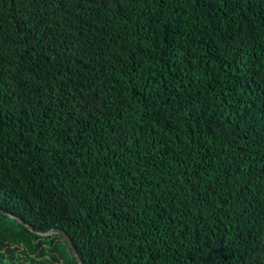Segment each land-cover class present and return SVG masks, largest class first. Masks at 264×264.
Masks as SVG:
<instances>
[{
  "label": "trees",
  "instance_id": "1",
  "mask_svg": "<svg viewBox=\"0 0 264 264\" xmlns=\"http://www.w3.org/2000/svg\"><path fill=\"white\" fill-rule=\"evenodd\" d=\"M0 209L81 264H264V0H0ZM0 264H77L0 212Z\"/></svg>",
  "mask_w": 264,
  "mask_h": 264
},
{
  "label": "water",
  "instance_id": "2",
  "mask_svg": "<svg viewBox=\"0 0 264 264\" xmlns=\"http://www.w3.org/2000/svg\"><path fill=\"white\" fill-rule=\"evenodd\" d=\"M0 212L3 213V214H6L8 215L10 218H13L14 220L18 221L19 223H21L23 226H25L27 229H29L31 232H33L34 234H37V235H41V236H47V235H51L53 233H57L59 234L66 242L68 248L70 249L72 255L74 256V258L76 259L77 261V264H81L80 262V259L78 257V255L76 254L73 246L71 245L67 235L60 229H57V228H50L48 229L47 231H36L34 230L30 225L26 224L24 221H22L20 218L0 209Z\"/></svg>",
  "mask_w": 264,
  "mask_h": 264
}]
</instances>
